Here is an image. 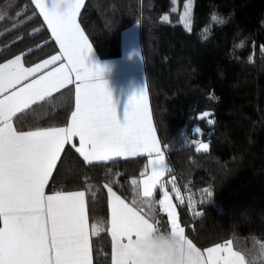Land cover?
Instances as JSON below:
<instances>
[{
	"label": "trees",
	"instance_id": "trees-1",
	"mask_svg": "<svg viewBox=\"0 0 264 264\" xmlns=\"http://www.w3.org/2000/svg\"><path fill=\"white\" fill-rule=\"evenodd\" d=\"M185 1L83 0L78 19L103 58L121 55L124 30L139 25L153 118L170 169L164 178L186 235L201 247L231 240L249 264H259L264 255V0H194L190 31L175 8ZM213 16L221 21L213 22ZM58 49L33 0H0V62L21 54L31 65ZM74 99L73 87H66L18 113L15 126L66 124ZM205 112L210 116L197 118ZM200 141L209 143L207 152L197 151ZM73 145L64 146L46 191L85 190L90 221L104 226L93 237L94 262L111 264L105 185L141 205L132 196V181L147 172L148 157L88 163ZM148 211L158 227L169 230L159 199L152 198Z\"/></svg>",
	"mask_w": 264,
	"mask_h": 264
},
{
	"label": "snow or ice",
	"instance_id": "snow-or-ice-1",
	"mask_svg": "<svg viewBox=\"0 0 264 264\" xmlns=\"http://www.w3.org/2000/svg\"><path fill=\"white\" fill-rule=\"evenodd\" d=\"M33 3L47 22L61 49V58L67 64L30 82H27L30 76L54 63L57 57L35 68H25L20 56L0 64V222L3 225L0 227V264H92L85 192L46 195L44 191L65 144L71 143L74 137L79 140L76 151L88 163L129 155L150 157L151 173L140 182L142 192L138 196L142 203L151 204L147 198L153 196L159 185L163 194L159 204L170 221L167 231L185 236V229L179 226L174 206L169 202V194L160 182L170 169L143 103L144 89L129 99L121 123L112 93L100 79L103 70H94L86 64L92 49L76 22L83 0L59 3L53 0L51 8L42 0H33ZM61 4H66V10H60ZM212 19L216 21L217 17ZM163 20L167 21L168 17ZM181 20L190 31L188 5ZM72 73L78 82L76 109L67 127L27 132L13 127L12 120L17 113L71 83ZM209 116L205 112L197 118ZM196 132L199 135L201 129L197 128ZM208 148L207 143H201L197 151L207 152ZM132 183L135 185L137 181ZM105 187L112 198L111 264H140L131 241L149 231L165 230L157 226L158 221H150L135 200L130 206L109 185ZM177 199H181L178 191ZM102 231L103 223L91 225L92 235ZM188 243L196 253L193 264H244V257L228 246L208 248L205 257L191 240Z\"/></svg>",
	"mask_w": 264,
	"mask_h": 264
},
{
	"label": "crops",
	"instance_id": "crops-1",
	"mask_svg": "<svg viewBox=\"0 0 264 264\" xmlns=\"http://www.w3.org/2000/svg\"><path fill=\"white\" fill-rule=\"evenodd\" d=\"M42 2H44L49 8L52 7L53 0H42ZM56 2L59 3V2H61V0H56ZM60 10L61 11L66 10V4H61ZM76 22H77V25H78L80 31L82 32L83 36L86 38L87 42L90 44L91 49H92V53L86 59V64L89 67L93 68L94 70H96V69H102L103 70L101 72L100 79L103 80L104 82H106L108 89L112 93L113 103L116 106L118 115L121 119V123L124 122L123 113H124V109L126 108V106L128 104L129 99L133 95H138L144 89L143 90V97H142L143 103L146 105V107L148 109V112H149V115L151 118V122H152V126L154 129V134H155L157 140L159 141V147L162 150L164 157H165V152L162 149V145L160 142V138L158 135V131H157V128H156V125L154 122V118H153V113H152L151 100H150L148 84H147V76H146V71H145L144 63H143L142 56H141V49H140V42H139V25L138 24H132L124 30V32L122 34V53H121V55L115 56V57L103 58V57H100L98 55V53L96 52V50H95L94 46L92 45L90 39L88 38L87 34L85 33L84 29L82 28V26L79 22V19H78V15L76 17ZM58 47H59V44H58ZM16 56L21 57L20 62L25 68H35L36 65H43L44 61L51 60V58L53 56L57 57V60L54 63L46 65V66L42 67L41 69H39L36 73H34L32 76L29 77V81H27V82H30L31 79H33V78H38L40 75H46L50 71H55L57 68H60L62 65L67 64L66 59L61 58L62 52H61L60 47L54 53L38 60L37 62H35L31 65H27L24 63L23 57L21 54H14L12 56H9L8 58L1 61L0 64L7 63L9 60H13ZM65 70H67V69H65ZM71 79H72L71 83H67L64 87H61L58 91H53V93L49 97H51L54 94L58 93L59 91L65 89L66 87H70V86L73 87L74 98H75L74 99L75 103H74V107L72 110V113H73L76 109V96H77L76 86L78 83L76 80L75 73L71 74ZM40 102H38V103H40ZM34 105H36V104H34ZM34 105H32V106H34ZM72 113H71V116H70L68 123L61 124V125H52V126H44V127H36V128L25 129V130H19L15 126L14 117H13L12 123H13V127L16 128L18 131H24V132L32 131V130H36V129H43V128H63V127H67L70 124ZM71 143H73L76 147H79L78 138L74 137L72 139ZM129 156H134V155H129ZM94 161L95 160H93L92 162H94ZM165 162H166V157H165ZM56 164H57V162H56ZM54 168H53V170H54ZM53 170H52V172H53ZM51 175H52V173H51ZM51 175H50V177H51ZM50 177H49V179H50ZM111 188H112V191L116 193V195L120 196L121 199H123L126 203H128L130 206H132V204H133L132 200H129L128 198L124 197L122 194H120L113 187H111ZM44 191H45L46 195H51V194H54L55 192H62V193H73V192H79V191L85 192L84 189L47 192L46 187H45ZM108 198H109V206H110L108 225H109V231H110L112 198H111L109 192H108ZM85 202H86V214L88 217L89 232H90L89 238H90L92 264H95V262H94V251H93V237L96 235L91 234V225L93 223L100 224L101 222L100 221H96V222L90 221V218L88 215V209H87L86 192H85ZM137 206L139 207V210L150 219V221H154L150 216V212L148 211V208H146L144 205L140 206L137 204ZM176 216H177V222H178L179 226L183 227V225L181 224L180 219H179L178 211L176 213ZM169 223H170V221H169ZM2 226L3 225L1 224L0 227H2ZM184 234L189 240H191L186 235V233H184ZM111 241H112V239H111ZM191 242L193 243L194 247L199 249L200 252L202 253V255L205 257L207 254L206 250L208 248L215 247L217 245L228 246L231 248V250L233 252H236L239 255L244 257V264H249L248 259H247L246 255L244 254V252L242 250L238 249L235 246V244L233 243V241H231V240H227V241L219 242V243H214V244H211V245H208L205 247H201V246L197 245L193 240H191ZM223 255H227V254L224 253Z\"/></svg>",
	"mask_w": 264,
	"mask_h": 264
},
{
	"label": "clouds",
	"instance_id": "clouds-1",
	"mask_svg": "<svg viewBox=\"0 0 264 264\" xmlns=\"http://www.w3.org/2000/svg\"><path fill=\"white\" fill-rule=\"evenodd\" d=\"M189 239L171 231H149L131 241L140 264H193Z\"/></svg>",
	"mask_w": 264,
	"mask_h": 264
},
{
	"label": "rangeland",
	"instance_id": "rangeland-1",
	"mask_svg": "<svg viewBox=\"0 0 264 264\" xmlns=\"http://www.w3.org/2000/svg\"><path fill=\"white\" fill-rule=\"evenodd\" d=\"M185 5H188L189 6V11H190V21H191V23H190V28L192 27V25H193V19H192V15H193V7H194V0H186L185 2H184V4L183 5H181V6H179L178 5V3H176V9H179V11H180V18L184 15V12H185ZM165 16H167L168 17V19H169V16H168V14L166 13V14H164V16L163 17H165ZM217 17V20L216 21H213V22H219V21H221V18L220 17H218V16H216ZM181 22H182V20H181ZM207 30H208V28H207ZM205 36L207 35V32L205 31V34H204ZM201 143H207L208 145H209V143L207 142V141H200L199 142V144H201ZM198 144V145H199ZM164 155V154H163ZM148 157V156H147ZM149 159H151L150 157H148V159H147V162H146V164H147V172L146 173H144V175L142 176V175H140V176H135L134 178H133V180H135V181H137V184H135V187H134V189H133V191H132V196H133V198L134 199H138L139 201V203L141 204V205H144L145 207H148V209H151V204H149V203H142L141 202V197H139L138 196V192H142V184L140 183L143 179H145L148 175H150V173H151V165L149 164ZM164 160H165V157H164ZM165 164H166V162H165ZM165 176V175H164ZM164 176L161 178V183L164 185V189L168 192V194H169V202L174 206V211H175V213H177V211H178V209H177V204H176V202H175V200H174V198H173V195H172V193H171V191L167 188V185H166V182H165V178H164ZM159 188V185H157V187L154 189V191H153V196L151 197V198H147V199H149L150 201L152 200V198H156V199H159V201L161 200V199H163V194H162V192L160 191V194L158 195V196H156L157 195V189ZM160 189V188H159ZM140 205V206H141ZM153 208V207H152ZM261 260H263L264 261V255L259 259V264H262L263 263V261H261ZM264 264V263H263Z\"/></svg>",
	"mask_w": 264,
	"mask_h": 264
}]
</instances>
